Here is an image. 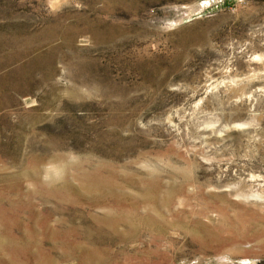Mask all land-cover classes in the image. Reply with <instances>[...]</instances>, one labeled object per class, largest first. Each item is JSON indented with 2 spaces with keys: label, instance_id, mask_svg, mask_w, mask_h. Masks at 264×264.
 I'll return each instance as SVG.
<instances>
[{
  "label": "rangeland",
  "instance_id": "rangeland-1",
  "mask_svg": "<svg viewBox=\"0 0 264 264\" xmlns=\"http://www.w3.org/2000/svg\"><path fill=\"white\" fill-rule=\"evenodd\" d=\"M0 264H264V0H0Z\"/></svg>",
  "mask_w": 264,
  "mask_h": 264
}]
</instances>
